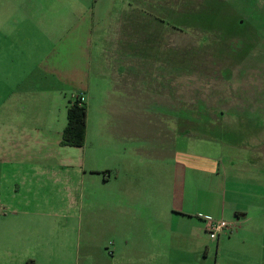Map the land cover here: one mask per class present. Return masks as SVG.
<instances>
[{
    "label": "crops",
    "instance_id": "obj_1",
    "mask_svg": "<svg viewBox=\"0 0 264 264\" xmlns=\"http://www.w3.org/2000/svg\"><path fill=\"white\" fill-rule=\"evenodd\" d=\"M182 1L0 0V217L57 218L85 206L86 227L93 216L101 219L114 240L111 258L121 264H264V129L244 145L199 155L195 165L187 162L190 154L175 150L173 135L149 148L145 160L136 144L142 90L156 95L160 84L143 88L140 53L126 59L136 57L128 37L136 39L134 25L152 23L143 22L142 8L152 16L161 4L186 17L190 5ZM231 3L240 13L244 2ZM251 8L252 24L264 20V0ZM95 80L101 113L90 117ZM77 96L86 104L84 145L90 118L101 122L98 135H109L115 122L117 134L128 138L116 177L103 162L86 170L78 157L84 145L62 144L66 109ZM165 97L159 104L173 110V96ZM255 103L232 100L230 112L245 120ZM153 117L168 126L166 116ZM171 121L173 130L174 116ZM204 217L229 228L211 240ZM15 228L26 227L17 222Z\"/></svg>",
    "mask_w": 264,
    "mask_h": 264
},
{
    "label": "rangeland",
    "instance_id": "obj_2",
    "mask_svg": "<svg viewBox=\"0 0 264 264\" xmlns=\"http://www.w3.org/2000/svg\"><path fill=\"white\" fill-rule=\"evenodd\" d=\"M232 1L188 0L191 14H184L186 17L162 9L161 4L152 16L142 8L143 22L153 24L134 25L136 39L133 35L128 38L134 41L136 57L126 59H138L140 53L143 88L153 89L154 81L160 84L156 95L142 90L140 142L136 144L142 148L143 160L148 158L149 148L165 145L173 135L175 150L190 154L187 162L195 165L201 162L199 155L213 156L215 148L222 145H244L248 135L264 129V20L260 15L257 23L248 20L256 13L251 8L255 0H241L240 13L231 10ZM182 2L174 0L175 6ZM129 27L133 26L126 25L125 29ZM155 28L158 33L149 36V30ZM125 39L122 43H130ZM95 82V93L90 92V96L95 94V103L89 105L90 117L101 113L97 102L100 89ZM167 94L173 96V110L170 105L159 104L158 98ZM238 98H254L256 102L245 120L230 112L234 108L230 102ZM157 114L168 118L167 127L153 117ZM99 122L90 118L89 137L78 157L86 162V170L89 164L103 162L111 177H116L120 151L129 141L117 134L115 122H110L115 129L109 135H98ZM143 172L147 173L145 169ZM62 214L57 218L0 217V264H121L118 256L111 258L114 240L103 231L100 218L93 216L87 228L85 206ZM17 222L26 228L16 229Z\"/></svg>",
    "mask_w": 264,
    "mask_h": 264
},
{
    "label": "trees",
    "instance_id": "obj_3",
    "mask_svg": "<svg viewBox=\"0 0 264 264\" xmlns=\"http://www.w3.org/2000/svg\"><path fill=\"white\" fill-rule=\"evenodd\" d=\"M67 124L62 132V144L81 148L85 141L86 104L77 96L68 103Z\"/></svg>",
    "mask_w": 264,
    "mask_h": 264
},
{
    "label": "built area",
    "instance_id": "obj_4",
    "mask_svg": "<svg viewBox=\"0 0 264 264\" xmlns=\"http://www.w3.org/2000/svg\"><path fill=\"white\" fill-rule=\"evenodd\" d=\"M205 222V231L211 240H216L220 233L229 228V224L222 220L213 221L208 218H203Z\"/></svg>",
    "mask_w": 264,
    "mask_h": 264
}]
</instances>
